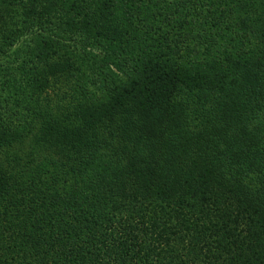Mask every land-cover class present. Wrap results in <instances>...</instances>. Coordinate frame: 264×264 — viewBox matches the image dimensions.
<instances>
[{"label":"trees","instance_id":"obj_1","mask_svg":"<svg viewBox=\"0 0 264 264\" xmlns=\"http://www.w3.org/2000/svg\"><path fill=\"white\" fill-rule=\"evenodd\" d=\"M46 1L65 8L61 28L27 23L45 63L54 54L57 61L39 67L33 50L18 58L3 75L15 91L9 95L17 98L25 78L36 95L46 92L40 81L64 78L65 89L37 96L75 126L70 112L82 123L90 110H104L96 111L97 98L72 99L86 88L101 92L112 104L106 112L127 110V148L116 172L105 167L64 185L57 178L70 173L75 155L107 157L86 156L68 135L53 170L28 166L23 149L2 146L27 140L34 117L46 125V107L16 119L3 109L0 264H264V0H123L119 8L120 0ZM1 54L8 55L4 47ZM74 62L88 74L70 72ZM165 101L185 102L190 130L177 140L180 149L153 153L126 117ZM206 103L218 107V122ZM220 127L218 143L196 147V136L219 140ZM170 166L178 182L166 177Z\"/></svg>","mask_w":264,"mask_h":264},{"label":"rangeland","instance_id":"obj_2","mask_svg":"<svg viewBox=\"0 0 264 264\" xmlns=\"http://www.w3.org/2000/svg\"><path fill=\"white\" fill-rule=\"evenodd\" d=\"M119 3L120 4L117 8L121 6L123 0H120ZM261 5H264V2H262ZM63 9L59 8V4H53L46 0H34V2L30 0H10L7 2H0V113H2L4 109V113L10 114L13 117L12 119L20 118L25 114L28 115L29 118H32L33 115H38L40 113L39 108L45 105V110L48 112L47 117H50V120L49 118L45 119L47 124L43 125L45 122L40 123L37 121V117L33 118L34 123L36 124V130L33 131V133H30L27 140L22 141L25 145L27 144L26 146L20 142V139L13 141V144L9 143L10 146H8V144L6 146H2L5 147V150L8 149L9 151L23 149L19 158L23 160L31 159L28 166L32 163L34 166L37 164H50L53 170L54 162L58 158H63L58 151L60 149L59 140L68 135H73L72 138L74 142L80 146V152H84L86 156L94 153L95 150H98L102 157H107L106 159L101 158L97 161H89L90 159L84 161L79 158L78 155H75L72 159V165H70L69 168L66 167L68 170H71L70 173L68 175L61 174L57 178L59 183L66 185L67 183H65V181L68 183L73 182L80 174L85 175V172L88 174H96L105 167L112 168V171H117L118 159L121 160L124 149L127 148L125 146L127 133L124 132L125 126L121 124L122 120L125 119L124 115L127 110L123 111L122 107L117 106L113 107V112H106L105 110H110L112 107L110 100L104 98L101 92L96 93L94 90L86 88L84 92L85 99L80 96L72 99V102L77 103L82 100L86 101L97 98L94 99L95 102H93V104H95L96 111L101 107L104 111L99 113L100 115H97L99 117L96 118V112L93 113L92 110H90L89 116L90 114H94V116H90L92 118H88V116L85 119V122L82 121V123L77 120L74 111H72L70 112V117L75 123V126L63 125L64 121H62V119H58L60 117L58 114L60 107H55L54 101L52 100L45 101L37 96L42 95L44 97H51L56 88L62 87L65 89L64 85L66 84L63 83L64 78L56 80L55 78L52 79L51 75L46 81H40L37 87L40 88V86L45 84L43 89L46 90L45 93L47 94H45L41 89L37 91L36 95L34 90L35 84H29L28 78H25L19 81L21 85L17 86L15 89L18 92L16 93L17 98L9 95L15 91L14 89L4 85L7 82L6 78H9V74L4 71L7 67H12L18 58L27 59L28 54L33 50V52H36L35 56H33V61H35L39 67H42L43 65L46 67V64H51L53 61H57V57L54 54L49 58L51 63L49 61L45 63L44 58H42L43 55L40 56L39 53L42 52L46 54V50L41 47L37 48L35 42L32 41L35 34L33 33V29L29 27L27 21L37 22V24L43 27H47L51 24V28L58 30L61 28L60 25L64 24L61 22V20H63L61 14L65 11V8ZM262 10L264 11V6ZM57 16H61L62 19L59 21ZM3 47L8 53L7 56L1 54V48ZM74 66L76 69H73L70 72H77L83 75H87L89 72V68H87V66L83 63H81L80 66H76V63L74 62V65L69 67V69ZM3 75L6 78H3ZM185 107L186 104L184 101H165L159 102L151 108L134 110L133 113H131V119L126 117L127 121H129L126 126L138 128V133H140L139 139L146 140V145L150 148V150H153V153H155L156 150L161 154H163L165 150L173 152L181 147L178 145L177 140L190 130L185 124L187 120L185 119V116L188 115ZM205 108L207 109L209 116L211 114L214 115V118L210 117V120H213L212 122L216 123V121H219V117L220 119L223 117L221 116V113L218 114V107L215 103H206ZM36 110H38V114H34ZM138 120H140V122L139 124H136V121ZM13 122H15V124L20 128L17 121ZM34 123L31 122V124ZM209 124V128L212 127V124ZM38 127L41 129H37ZM220 129H223L220 133L219 130L214 131L209 129L210 131L217 133L219 140H217L218 137L216 140H212L210 138L196 136V147L199 146L202 148L204 146L211 145L212 143L215 145V141L218 143L223 138L225 133L224 127H220ZM143 130H148V132L143 133ZM230 139H232V136L229 137V140ZM229 147L230 150H235V146L233 144H230ZM51 155L55 158L51 159ZM172 160L173 157L171 154L169 162H172ZM105 162L106 164H104ZM175 170L176 169L173 166L167 167L166 177L168 179L172 178V180L178 182L180 176L178 178L174 176ZM64 178L67 180H64ZM177 189L178 187L175 186L174 191L176 192Z\"/></svg>","mask_w":264,"mask_h":264}]
</instances>
